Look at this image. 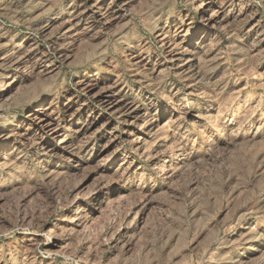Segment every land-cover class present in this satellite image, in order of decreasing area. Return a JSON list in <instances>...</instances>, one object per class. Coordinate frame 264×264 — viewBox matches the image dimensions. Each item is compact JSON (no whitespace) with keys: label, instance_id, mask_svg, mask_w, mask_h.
<instances>
[{"label":"rangeland","instance_id":"374dc122","mask_svg":"<svg viewBox=\"0 0 264 264\" xmlns=\"http://www.w3.org/2000/svg\"><path fill=\"white\" fill-rule=\"evenodd\" d=\"M0 264H264V0H0Z\"/></svg>","mask_w":264,"mask_h":264},{"label":"bare ground","instance_id":"6f19581e","mask_svg":"<svg viewBox=\"0 0 264 264\" xmlns=\"http://www.w3.org/2000/svg\"><path fill=\"white\" fill-rule=\"evenodd\" d=\"M26 49V48H25ZM32 115V114H31Z\"/></svg>","mask_w":264,"mask_h":264}]
</instances>
